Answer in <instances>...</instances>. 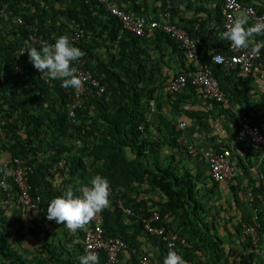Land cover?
<instances>
[{
    "label": "trees",
    "instance_id": "obj_1",
    "mask_svg": "<svg viewBox=\"0 0 264 264\" xmlns=\"http://www.w3.org/2000/svg\"><path fill=\"white\" fill-rule=\"evenodd\" d=\"M197 1L202 3L201 0ZM239 1L257 10L260 7V14L264 13V8L258 6V0ZM110 3L140 15L153 10L154 4H150L149 0H110ZM211 3L212 10L206 5L200 6V9L196 7V14L191 18L180 16L173 7L172 20L198 40L202 62L212 66L224 93L232 102L237 95L229 74L236 76L240 68L218 66L212 62L215 53H228L230 47L227 40H222L218 48L209 47L208 31L219 37L225 31L221 4L217 1ZM18 17H22L24 23H19ZM249 24H252L250 17ZM31 28L38 29L35 32L38 39L50 43L60 35L69 36L80 28L85 30L79 42H72L84 51L85 55L80 59L86 61L85 66L100 80L105 90L100 92L98 88L88 85L84 101L75 109V116L70 115L75 102L70 97L72 88L62 87V81L43 77L30 62L26 49L32 46L39 49L42 46L31 40ZM258 39L264 43V36H257V42ZM164 43L171 45L175 57L185 68V71L175 76L188 71L187 53L162 27L151 34L137 35L123 27L120 20L111 15L106 5L98 0H0V181L6 166L11 167L15 157L32 155L35 167L29 173L30 193L35 198L40 197L35 208L25 205L20 198L13 170L7 177L8 190L0 186V264H17L16 260L29 264L16 246L24 240L21 230L12 227L17 217L26 215L28 219L34 218L36 228L47 232L44 223L50 200L62 195L68 186L79 194V186L88 184L95 175L106 177L111 187V204L102 211L105 235L119 236L129 244L122 250L127 252L128 261L119 260L118 264H139L138 257L142 254L137 241L139 236L153 238L161 252L167 255V246L162 239L148 234L144 229V219L155 211H159L161 216L156 224H164L191 242L184 253L187 261L193 264H219L218 260L223 258L220 253L225 238L212 232V224L205 218L208 209L198 191V182L207 183V178H203V169L194 174L185 168L180 173L178 165L166 164L160 155L162 146L171 148L172 158L176 152L188 153L189 145L196 144L195 141H189L188 137H193L198 128L208 129L205 116L192 111H186L192 123L183 129L176 120L171 121V127L166 128L154 122L157 121L154 120L156 114L150 110L149 101L161 83L157 70L165 61L163 55L157 57L156 54ZM22 49L24 52L20 51ZM260 49L264 62V47ZM19 64L27 69L23 77L16 72ZM67 89L70 91L67 92ZM167 91L170 98L182 96L180 100L174 99L170 103L171 108L180 113L185 112L181 107L182 100L197 91L207 103L224 109L227 117L233 115L228 105L216 101L196 85L189 84L183 92L176 93L170 90L168 83ZM239 92L238 101L249 115V91ZM156 116L161 119L162 114ZM261 131L264 133V129L261 128ZM208 138L212 144L201 142L200 146H196V157L206 162L202 148L213 152L228 148L233 153L234 162L237 158L243 159L236 154L239 150L237 146H226L216 141L214 135ZM206 163L210 170L208 161ZM258 165L257 174L259 171L264 177V158ZM210 179L214 185L219 182L212 176ZM231 189L235 188L232 186ZM253 191L256 195L260 192L264 197L262 183L261 186L253 187ZM258 199L254 197V204L258 206V232L261 236L264 222ZM126 208H130L132 213L128 214ZM173 220L178 221L176 227L173 226ZM243 220L251 221L244 217ZM239 225L236 232L240 233L242 223ZM88 228L89 225L85 230L77 231V248L73 242L65 243L63 247L58 237L56 242H43L39 254H47L50 264H80L78 258L85 254L83 239ZM54 235L55 231L51 236ZM248 239V249H252L249 257L256 263L259 242L253 244L252 239ZM134 247L137 252L132 250ZM196 251L208 253L210 258L204 262ZM166 255L158 263L153 259V263L163 264ZM5 259L11 261L6 262ZM105 259L106 253L102 250L99 254L100 264H104ZM226 263L233 264L229 260ZM33 264L48 263L39 259Z\"/></svg>",
    "mask_w": 264,
    "mask_h": 264
},
{
    "label": "crops",
    "instance_id": "obj_2",
    "mask_svg": "<svg viewBox=\"0 0 264 264\" xmlns=\"http://www.w3.org/2000/svg\"><path fill=\"white\" fill-rule=\"evenodd\" d=\"M121 1V0H117ZM168 0H149L150 4H153V11L158 15L162 8H165V3ZM171 1V0H170ZM202 3L197 0H172L174 10L182 17H193L196 13V7L206 5V8L212 10L213 0H201ZM214 2V1H213ZM258 6L264 8V0H258ZM260 9V7H259ZM200 13V12H199ZM204 16V15H203ZM214 26V25H212ZM211 26V27H212ZM210 35L209 47L218 48V45L223 39L219 36H213L210 31L207 35ZM152 41V37H150ZM261 40L258 39V42ZM154 43V42H153ZM202 51V50H201ZM163 55V61L165 63L161 64L160 69L157 70V77L161 80V83L158 84L156 90V110L155 114L161 115V119H158L155 115L154 121L156 125H162L164 128L171 127L170 122L176 120L181 127V123H186V128L189 127L192 123L191 119L185 114L186 111L198 112L200 115H204L207 120L208 129L198 128L193 137H188V140L193 142L195 145L190 144L189 152L182 153L176 152L172 158L170 154L173 152L170 147L162 146L160 149V155L166 164L173 163L179 166L180 173L184 172V169L187 168L191 170L194 174L202 172L203 169V178H207V183L198 182V191L203 197V203H205L206 208L208 209L206 214V221L212 224V232H217L220 236L225 238V245L223 251L220 253L219 264H227L226 261H231L233 264H264V226L262 229V235L259 236L258 232V257L256 263L249 257V252L252 249H248L247 242L249 241L246 233H244V223L251 222L254 216V213L257 212L258 206L254 204V197L259 200V208L261 207L262 220L264 222V197H262L260 192H257V195L254 194L253 187L261 186V174L257 168L258 164L264 158L263 149L261 146L253 143L240 129L238 125V115L248 116L254 124L264 129V66L256 75H251L244 73L239 70L236 72V76L231 77L232 88L236 90L237 98L234 97L233 101L229 105L228 109L233 114L227 117V113L224 109L220 108L219 105L212 106L207 103L201 93L188 94L189 98L182 100L181 107L185 112L180 113L178 110L175 111L171 108V104L174 99L175 101L180 100L181 97L175 96L170 98V95L167 91L168 83L175 77V75L181 71H185V68L182 67L180 61L175 57L171 45L166 43L163 44V48L157 51V57ZM161 57V56H160ZM162 60V59H159ZM263 61V60H262ZM264 63V62H263ZM166 64V65H165ZM220 66V65H218ZM191 63L190 60L186 62V68L190 69ZM232 67L235 69L236 65L226 66ZM238 67V66H237ZM233 72V71H232ZM249 91V101H250V114L245 113L244 105L238 101L240 97L239 91ZM185 91L184 93H186ZM236 117V118H235ZM161 135V133H159ZM215 136V140L225 144L226 146L230 145L237 146L239 150L236 151L237 155L243 157L242 160H236V175L232 180L218 182L217 185H214L213 181L210 179V170L206 165L207 163L200 157H196L194 152L196 151V146H200L201 142L211 143L209 136ZM190 136V135H189ZM193 147V149L191 148ZM164 147V148H163ZM204 147V146H202ZM204 149V148H202ZM249 157V158H248ZM244 160V163L242 161ZM235 189H231V187ZM253 198V199H251ZM258 216V214H257ZM244 218L250 219L251 221L243 220ZM18 220L15 221L12 227H15V230H21V234L24 236L22 242H18L17 249L19 254L27 260L29 264H33L39 259L45 260L46 263L50 264L49 256L47 254L40 255L39 248L45 241L56 242L59 237V241H62L63 247L65 243H74V247L77 248L75 243L78 242V232L72 233L66 230L64 225L52 224V221L48 219L45 220L44 226H47V232H43L36 228V219L30 218L26 215L22 217H17ZM173 226L176 227L178 221L173 220ZM240 233L236 232L237 228L240 226ZM38 224V222H37ZM38 226H41L40 224ZM28 231V233H26ZM55 231L56 236H51ZM251 238V237H250ZM15 237L12 238L14 241ZM138 243L140 244L141 253L149 254L155 261L158 263L160 258L163 255H166V252H161L160 246L153 238H148L147 236H139ZM189 245L182 250V255L185 261L184 253ZM253 243V242H252ZM64 254L66 253L62 249ZM71 252V250H68ZM197 254L201 256L203 261L207 258H210V255L204 254L200 251H196ZM128 254L126 251L121 253L122 262H127ZM5 258V257H4ZM6 260V259H5ZM6 260V262H10ZM17 264H24L21 261L16 260ZM53 261H51L52 263ZM193 264L192 261H190ZM205 262V261H204ZM53 264V263H52Z\"/></svg>",
    "mask_w": 264,
    "mask_h": 264
},
{
    "label": "built area",
    "instance_id": "obj_3",
    "mask_svg": "<svg viewBox=\"0 0 264 264\" xmlns=\"http://www.w3.org/2000/svg\"><path fill=\"white\" fill-rule=\"evenodd\" d=\"M106 5L107 10L111 15L117 17L122 23L123 27L126 29L136 32L137 34L143 35L146 28H157L162 26L163 29L168 32L180 46L187 53L188 58L193 62L194 68L175 76L170 82V90L176 93L183 92L189 84L196 85L200 87L207 95L211 96L218 102L230 105L231 102L225 95L221 88L219 79L216 77L213 68L209 65H205L200 56V46L196 38L192 37L185 29L178 26L172 20V13L167 5V8L162 12L161 16L163 18V23L155 17L154 13H147L144 15H132V13L118 7L115 3H110V0H98ZM221 4V10L223 15V27L226 30L234 18L240 13L245 12L252 21V24L257 21H264V13L260 14L256 7L248 6L243 4L239 0H216ZM17 21L19 23H24L22 17H18ZM30 38L33 41L43 45L45 43H50L48 40H40L36 36L37 28H31ZM85 30L83 28L77 29L69 37L71 41H80L81 36H83ZM54 43V42H53ZM230 47V42H229ZM24 52V50H20ZM1 56V49H0ZM219 56L222 59L221 63H215L213 57ZM212 60L217 65L238 66L244 73L251 75H256L263 68L264 63L262 61L261 49L258 53H252L249 50L244 49H233L230 47V52H217L212 56ZM85 60H79L74 63L78 74L82 75L84 78V85L81 90L73 89V95L75 96V102L71 106L70 115L75 116V109L81 106L84 101L83 96L86 94L88 85L94 86L99 89L100 92L105 90V86L101 84L100 80L96 78L93 73L87 69L85 66ZM16 72L23 77L27 69L22 65L16 66ZM43 76V75H42ZM46 77V76H43ZM47 78V77H46ZM48 79V78H47ZM49 80V79H48ZM155 95L149 101V106L151 110L155 109ZM0 101H1V91H0ZM238 121H240L242 130L244 134L256 145H260L264 151V133L261 131L260 127L251 123L248 116L238 115ZM193 149V147H191ZM204 157L210 165V173L214 180L225 181L232 180L236 174V164L234 162V156L231 149L225 148L221 152L213 151H202ZM33 156L27 155L26 157H15L13 165L11 167L6 166L5 174L0 181V186L7 191L9 188L7 177L13 170L14 180L20 189V198L23 200L24 204L29 208H35L37 206L40 197H33L30 193L29 185V173L34 170L35 164L32 161ZM264 187V178H263ZM9 198L11 194H8ZM253 199V198H251ZM121 202V201H120ZM130 212V209L126 210ZM160 213L155 211L152 216L144 219V229L148 234L158 236L167 246V251L175 250L179 255H182V250L189 245V240L185 236H181L179 232L168 230L162 224H156V221L160 220ZM95 224L90 226L85 233L84 245L85 253L88 250H94L98 256L103 250L106 253V259L104 264H118L120 258V252L125 248L129 247L126 240L119 236H107L105 235L104 228L102 226V216L98 214L95 218ZM258 216L257 212L254 213L251 222L244 223V233L252 237L254 244L258 243ZM154 222V223H153ZM171 246V247H170ZM134 252L137 251L136 248H132ZM187 264H191L187 261ZM139 264H154L153 258L149 254H142L139 256Z\"/></svg>",
    "mask_w": 264,
    "mask_h": 264
},
{
    "label": "clouds",
    "instance_id": "obj_4",
    "mask_svg": "<svg viewBox=\"0 0 264 264\" xmlns=\"http://www.w3.org/2000/svg\"><path fill=\"white\" fill-rule=\"evenodd\" d=\"M171 1L168 0L166 2L167 5L169 4L172 13L173 4ZM167 5H165V8H162V11L158 15H156L153 10H150L147 13H154L155 17H157V19L162 24L163 18L161 14L167 8ZM259 13L261 12L259 11ZM132 15H140V14L136 13ZM157 28H146L145 33L143 35H146L148 32L151 34ZM75 31L71 32L69 36L60 35L56 37L54 39V43H45L39 49L34 46L26 49L28 58L32 63V66L37 71L42 73L43 76H46L50 80L62 81V87L64 88H72V91L70 92V97L73 100L75 99V96L73 95V89L81 90L84 85V78L82 75L78 74L76 67H74V62L79 61V59L85 55L84 51L81 48L75 46L69 38L72 35V33H74ZM257 36H264V21H257L254 24H249L248 15L240 14L234 18L233 22L229 26H227L226 30L223 31V33L221 34L220 38L229 41L230 47H232L233 49H244V50L250 49L252 53H258L260 48L264 47V43L257 42L256 40ZM213 60L215 63L222 62V59L219 56L213 57ZM190 63H191V67L189 70L194 68L193 62L191 60ZM220 66H224V65H220ZM66 91L69 92L70 90L67 89ZM1 97H2V91H1ZM155 110H156V104H155V109L151 111L155 112ZM185 125L186 123L184 122L181 123V127ZM206 150L207 149H202V151H206ZM261 178H262L261 182H263L264 177L262 176ZM77 191L79 194H76L73 188L71 186H68L64 190L62 195H58L50 200L46 210L47 212L46 218L49 221H54L56 224L64 225L66 230L72 233H75L77 231H83L86 229L88 225L89 227L94 225L95 224L94 218L98 214L102 216V211L107 209L111 204V201L109 199L111 195L110 183L106 177H103L101 175L93 176L88 184L79 186ZM127 209L130 208H126L125 211ZM127 213L128 214L132 213V210L130 209V212ZM102 226H103V220H102ZM83 245H84V239H83ZM84 251H85V245H84ZM78 259L80 264H100L99 256L94 250H88L85 254L80 255ZM163 264H187V262L181 255L178 254L177 251L169 250L167 251V255L163 260Z\"/></svg>",
    "mask_w": 264,
    "mask_h": 264
}]
</instances>
